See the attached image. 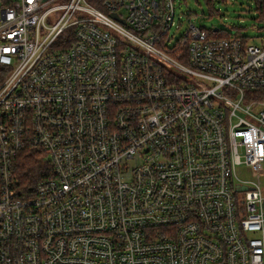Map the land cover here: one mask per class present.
<instances>
[{"label": "built area", "instance_id": "2783aa9c", "mask_svg": "<svg viewBox=\"0 0 264 264\" xmlns=\"http://www.w3.org/2000/svg\"><path fill=\"white\" fill-rule=\"evenodd\" d=\"M184 25L174 0H0V264H264V38Z\"/></svg>", "mask_w": 264, "mask_h": 264}, {"label": "rangeland", "instance_id": "374dc122", "mask_svg": "<svg viewBox=\"0 0 264 264\" xmlns=\"http://www.w3.org/2000/svg\"><path fill=\"white\" fill-rule=\"evenodd\" d=\"M212 4L209 5L206 0H174L176 20L185 23L180 32L185 30L190 20L199 27L208 30L217 28L219 32L223 30L240 35L251 45H261L264 22L257 17L259 13L254 0H214ZM237 176L243 181L257 180L254 169L246 165L237 168Z\"/></svg>", "mask_w": 264, "mask_h": 264}, {"label": "trees", "instance_id": "16d2710c", "mask_svg": "<svg viewBox=\"0 0 264 264\" xmlns=\"http://www.w3.org/2000/svg\"><path fill=\"white\" fill-rule=\"evenodd\" d=\"M5 3L6 0H1ZM95 7L100 8L106 0H88ZM209 5L212 4L214 0H206ZM256 4V9L259 13L258 19L264 22V0H254ZM218 37L225 38L229 36L226 31H220ZM2 68L0 67V72ZM43 156L38 151L26 150L18 155L15 163V174L21 181V185L29 186L37 183L43 176Z\"/></svg>", "mask_w": 264, "mask_h": 264}, {"label": "water", "instance_id": "95a60500", "mask_svg": "<svg viewBox=\"0 0 264 264\" xmlns=\"http://www.w3.org/2000/svg\"><path fill=\"white\" fill-rule=\"evenodd\" d=\"M114 16H115V15H114ZM214 31H215V32H218V31H219V29L215 28V29H214ZM241 189H242V190H245V189H246V187H245V186H244V187H241Z\"/></svg>", "mask_w": 264, "mask_h": 264}]
</instances>
